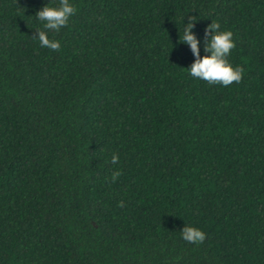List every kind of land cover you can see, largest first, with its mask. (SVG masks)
I'll list each match as a JSON object with an SVG mask.
<instances>
[{"label":"trees","instance_id":"trees-1","mask_svg":"<svg viewBox=\"0 0 264 264\" xmlns=\"http://www.w3.org/2000/svg\"><path fill=\"white\" fill-rule=\"evenodd\" d=\"M70 3L55 32L59 0H0V264H264V0ZM192 16L240 83L190 75Z\"/></svg>","mask_w":264,"mask_h":264},{"label":"clouds","instance_id":"clouds-1","mask_svg":"<svg viewBox=\"0 0 264 264\" xmlns=\"http://www.w3.org/2000/svg\"><path fill=\"white\" fill-rule=\"evenodd\" d=\"M76 7L70 0H59L58 7L45 6L36 13L38 20L44 22V29L59 32L61 28L68 25L70 17L76 13ZM196 20L194 16L189 17L183 35H180V42L190 45L196 56L195 62L190 67V75L196 79L207 81L210 84H222L224 87L235 83H240L243 79L245 69L243 66H233L228 57L236 42L233 39V32L230 30L221 31V25L213 21L205 30V52L210 55L200 56V41L193 33L192 29ZM38 35H33L38 39L42 47L57 51L60 49V42L50 39L47 31L39 30ZM214 33V34H213ZM119 161L118 153L112 155L111 162L116 164ZM121 172L116 170L112 174V181L115 182L121 176ZM119 206H123V201ZM182 237L185 241L193 244H202L206 239V233L192 226H185L182 229Z\"/></svg>","mask_w":264,"mask_h":264}]
</instances>
